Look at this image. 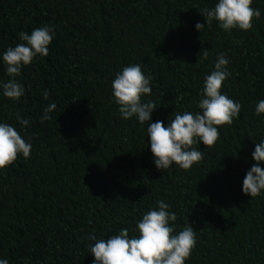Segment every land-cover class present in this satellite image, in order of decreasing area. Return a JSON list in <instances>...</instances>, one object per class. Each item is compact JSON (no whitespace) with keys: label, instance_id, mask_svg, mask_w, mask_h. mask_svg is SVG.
<instances>
[{"label":"trees","instance_id":"16d2710c","mask_svg":"<svg viewBox=\"0 0 264 264\" xmlns=\"http://www.w3.org/2000/svg\"><path fill=\"white\" fill-rule=\"evenodd\" d=\"M216 2L0 0V54L21 43L20 32L55 29L50 54L17 78L25 95L17 102L0 95V122L33 146L30 158L0 170V258L94 264L88 234L109 238L127 228L132 235L136 221L164 200L177 231L187 224L196 230L186 264H264V196L242 192L255 144L264 140V114L255 113L264 99V0H253L262 16L247 32L206 26L199 10ZM219 54L230 61L223 92L242 105L239 119L220 128L214 146L194 145L204 158L191 169L157 170L148 122L122 119L113 102L115 74L140 64L152 77V95L143 98L157 106L152 121L167 126L175 112L198 110ZM7 79L0 61V81ZM53 102L52 119L41 122ZM17 114L30 125L21 128Z\"/></svg>","mask_w":264,"mask_h":264},{"label":"clouds","instance_id":"9594fccd","mask_svg":"<svg viewBox=\"0 0 264 264\" xmlns=\"http://www.w3.org/2000/svg\"><path fill=\"white\" fill-rule=\"evenodd\" d=\"M252 4L253 0H217L213 8L199 11L206 18V26L215 22L225 32H247L253 28L254 20H260L262 16L261 10L253 8ZM206 26L197 23L195 29L202 32ZM54 37L55 29L50 25L35 28L30 34L19 33L21 43L0 54L8 77L0 81V95L13 102L25 95V86L17 78L35 58L50 54ZM202 54L207 60L208 51L204 50ZM229 64L227 56L219 54L214 70L204 77L196 105L198 110L175 112L167 126L163 121H152L157 106L154 101L143 99L152 95V77L144 74L141 65L124 66L115 74L111 82L113 102L122 119L135 118L141 125L148 122V148L157 170L166 171L174 164L183 170L191 169L204 158L203 151L194 145L214 146L220 138V128L239 119L242 105L223 92L225 82L232 75ZM43 99H49L47 90L43 92ZM56 109L54 102L44 107L41 122L51 120ZM255 113L258 117L264 114V99L257 102ZM16 119L21 128L30 125V120L19 114ZM32 147L30 139L26 141L16 127L0 122V170L11 166L19 156L30 158ZM252 158L256 163L245 175L242 192L256 198L264 196V140L256 142ZM176 221L171 206L159 200L155 208L136 221L132 235L127 228L109 238H98L95 232L88 234L86 239L93 242L88 251L94 257V264H186L196 246V230L187 224L177 231ZM0 264L9 262L0 258Z\"/></svg>","mask_w":264,"mask_h":264}]
</instances>
